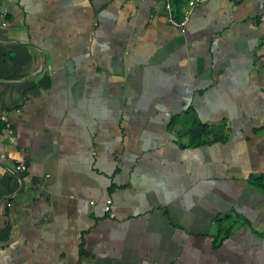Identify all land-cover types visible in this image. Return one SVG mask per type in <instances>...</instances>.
I'll return each instance as SVG.
<instances>
[{
	"label": "crops",
	"instance_id": "0c3cea01",
	"mask_svg": "<svg viewBox=\"0 0 264 264\" xmlns=\"http://www.w3.org/2000/svg\"><path fill=\"white\" fill-rule=\"evenodd\" d=\"M173 5L2 1L0 264H264L263 0Z\"/></svg>",
	"mask_w": 264,
	"mask_h": 264
},
{
	"label": "built area",
	"instance_id": "2783aa9c",
	"mask_svg": "<svg viewBox=\"0 0 264 264\" xmlns=\"http://www.w3.org/2000/svg\"><path fill=\"white\" fill-rule=\"evenodd\" d=\"M3 0H0V26L2 27H7L8 24H9V12L8 10H6L5 8H3L1 6V3H2ZM164 3H165V8H166V11L168 12V15H167V19L169 22H171L172 24L178 26L179 28L182 29V31H185L186 30V25H187V22H188V19H189V14H190V11H188L186 13V15L184 16V18L182 20H177L175 18V15H174V5H173V2L175 0H162ZM196 5V2L194 1H191L190 2V7L194 8V6ZM260 20L262 21V23L264 24V0H263V8H262V12H261V15H260ZM2 158H4L6 155L5 154H2L1 155ZM26 164L24 162H22L19 166H18V169L20 171H24L26 170ZM110 203L111 201L108 202V205H107V209L110 208Z\"/></svg>",
	"mask_w": 264,
	"mask_h": 264
},
{
	"label": "trees",
	"instance_id": "16d2710c",
	"mask_svg": "<svg viewBox=\"0 0 264 264\" xmlns=\"http://www.w3.org/2000/svg\"><path fill=\"white\" fill-rule=\"evenodd\" d=\"M5 126H7V124L6 123H3V122H1L0 121V127H5ZM204 129H205V127H204ZM201 140V141H199V139ZM198 138H197V136H195L194 134H192L191 135V145H198V144H200V142H206V139L204 138V136H198ZM219 138V136H216L215 137V139H218ZM252 182L254 183V184H256L257 186H260L263 190H264V177L263 178H261L260 180L259 179H252ZM221 233L222 232H220L218 235H221ZM229 233H225V236H227ZM224 240V237H222V236H216V243L218 244V245H220V243L222 242Z\"/></svg>",
	"mask_w": 264,
	"mask_h": 264
},
{
	"label": "water",
	"instance_id": "95a60500",
	"mask_svg": "<svg viewBox=\"0 0 264 264\" xmlns=\"http://www.w3.org/2000/svg\"><path fill=\"white\" fill-rule=\"evenodd\" d=\"M46 57V56H45ZM1 84V83H0Z\"/></svg>",
	"mask_w": 264,
	"mask_h": 264
}]
</instances>
